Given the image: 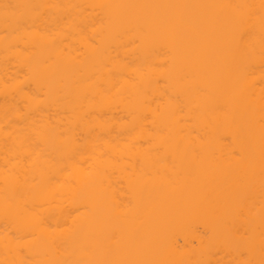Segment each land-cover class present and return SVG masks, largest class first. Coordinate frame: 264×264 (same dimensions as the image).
Here are the masks:
<instances>
[{
  "label": "bare ground",
  "instance_id": "obj_1",
  "mask_svg": "<svg viewBox=\"0 0 264 264\" xmlns=\"http://www.w3.org/2000/svg\"><path fill=\"white\" fill-rule=\"evenodd\" d=\"M0 264H264V0H0Z\"/></svg>",
  "mask_w": 264,
  "mask_h": 264
}]
</instances>
